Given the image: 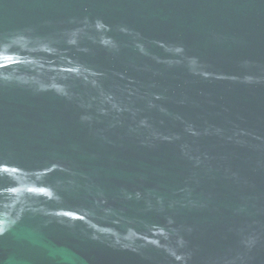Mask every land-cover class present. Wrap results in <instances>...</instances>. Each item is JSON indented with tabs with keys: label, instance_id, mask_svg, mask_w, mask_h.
Returning a JSON list of instances; mask_svg holds the SVG:
<instances>
[{
	"label": "water",
	"instance_id": "obj_1",
	"mask_svg": "<svg viewBox=\"0 0 264 264\" xmlns=\"http://www.w3.org/2000/svg\"><path fill=\"white\" fill-rule=\"evenodd\" d=\"M0 264H264V0H0Z\"/></svg>",
	"mask_w": 264,
	"mask_h": 264
}]
</instances>
